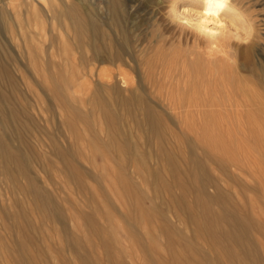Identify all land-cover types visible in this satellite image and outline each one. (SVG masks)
Returning <instances> with one entry per match:
<instances>
[{"label":"rangeland","instance_id":"1","mask_svg":"<svg viewBox=\"0 0 264 264\" xmlns=\"http://www.w3.org/2000/svg\"><path fill=\"white\" fill-rule=\"evenodd\" d=\"M4 1H0V51L9 63L11 73L17 74L18 78L14 83L0 75V96L3 99L0 100V132H6L8 141L27 157L26 160L30 158L28 163L33 175L56 201L62 219L43 217L42 209L34 205L29 194L13 189L12 182L23 186L26 178L14 171L12 163H8L13 166L12 175L8 174L1 168L0 161V264H17L8 251L13 247L12 237L16 234L10 213L19 211L22 222L24 212L33 224L28 229L32 241L25 242V247L34 257L22 260V264H154L157 258L168 264L167 235L178 237L177 252L183 253L184 245L193 246L198 254L192 253V256L203 264L231 261L232 258H217L211 251L209 253V242L214 238L194 234L190 224V218L202 224L208 222L201 215L204 207L225 214L223 203L207 202L203 198L200 206H193L191 215L182 213L175 206L174 198L180 196L182 202L192 203L196 192H181L171 185L170 173L163 160L151 155L159 150L157 138L151 135L148 142L130 126L132 115L126 112L117 114L119 121L135 134L137 147L149 152L146 165L142 164L144 160L142 163L132 160L125 147L107 143L108 123L103 118L102 104L108 102L114 110L112 100L96 93V99L89 102L88 84L74 88L71 79L76 77L78 32L72 28L71 20L77 11L70 5L76 0ZM122 1L126 13L130 14L125 19L126 28L130 29L133 24L132 32L136 34L135 54L141 56L144 46L164 43L165 52L172 56L170 59L179 61L177 54L185 52L195 42L198 41L203 48L204 41L199 37L176 28L166 19V10L172 0ZM87 3L99 19L104 17L101 0H87ZM232 3L253 25L251 40L249 44L241 45L232 42L233 36L229 34L224 45L234 49L230 54L237 58L236 62L217 59L214 64L224 68L225 77L232 79L230 85L234 90L250 87L255 97L264 100V85L257 80V73L264 71V0H232ZM66 7L72 11V16L64 14ZM179 38H186V44L183 41V45H179ZM138 59H132L134 68L128 69L134 78L142 77ZM94 66V71L100 66L114 68L108 63ZM47 87H55L59 95H68V99L69 95L74 98L73 103L81 110L80 118L63 107ZM15 108L21 114L26 110L25 117L18 116ZM161 117L162 155L168 154L174 159L179 169L178 177L184 178L188 170L192 172L186 180L192 187H204V191L212 193V187L205 183L202 174L219 179V184L232 197L238 216L251 220L247 236L257 244L258 258L264 264V110L222 111L201 117L174 110ZM66 118L73 122L72 130L62 123ZM118 128L117 139L123 129L120 124ZM72 136L76 139L72 145L75 159L84 170L79 171V183L62 172L61 160L52 153L50 142L51 138L56 139L58 145L66 148L71 145ZM89 136L92 140H88ZM25 144L31 146L33 156ZM191 155L203 169L194 171L196 166L187 160ZM213 159L219 161V165ZM155 168L169 185L168 189L153 187L149 170ZM51 209L45 207V211ZM81 212L89 214L91 220L83 219ZM92 225L98 226L96 232L89 228ZM101 237L105 238L107 246L99 241Z\"/></svg>","mask_w":264,"mask_h":264},{"label":"bare ground","instance_id":"2","mask_svg":"<svg viewBox=\"0 0 264 264\" xmlns=\"http://www.w3.org/2000/svg\"><path fill=\"white\" fill-rule=\"evenodd\" d=\"M0 1L3 3V0ZM30 1L32 2V0ZM75 2L76 3L72 2V4L74 3L76 5H70V8H76L77 13L74 10L76 14L73 15L72 11L68 8L69 6L66 7L67 10L64 12V14L67 13V15H73V19L71 16L69 17L72 20L69 19L72 22V28H75L76 32H78L75 58L76 77L75 79H73V77L71 81H73L74 88L77 86L81 87L82 85L85 86L86 84L89 85L88 88L90 89L87 90V98L89 102L96 99V93H99L102 97L107 96L112 100L113 107L115 108L114 110L108 106V102L102 104V111L105 112L103 118H105L108 123L106 132L107 143L113 146L119 145L121 148L125 147L124 150H127V154L132 160L141 163L144 160V163L142 164L146 165L145 160L148 158L147 154L149 152L146 150H140L137 147L138 141L134 136L135 134L131 132L128 125H124L120 122L121 120L119 121L117 118V114L119 113L126 112L127 114L132 115L131 127H134L141 136L144 135L148 142H150L149 137L151 135L157 138L159 142V150L153 152L151 155H155V157L160 156L159 158L163 160L167 171L170 173L171 185L179 188L181 192L184 190H195L194 192H196V194L192 203L182 202L179 199L181 198L180 196L174 198L175 206L182 213L191 215L193 213V206H200L204 199H207V202L221 201V203H223L225 207L224 209L226 210H224V212H226L225 214L217 213L210 207L203 208V214L201 215L207 219L205 220L208 221L206 224L198 223L194 218H190V224H192L194 234L198 233L203 236L205 235L214 238L209 242V253L211 251L217 258L220 256H225L229 260L232 258L231 261H228L225 264H262L257 255V244L247 236V230L250 226L251 220L248 217L246 218V216H238L236 210L233 208L232 197L219 184V179H216L211 175L202 174L205 183L212 187V193H207L206 190L204 191V187H192L190 183L186 182L192 172L188 170V174H186L184 178L180 176L178 177L177 174L179 169L176 167L174 159L168 154L162 155L161 148L164 136L162 132L163 121L161 115H164L167 112H173L174 110L186 114H198L200 117L207 113L216 114L222 111L240 112L244 110H264V100L258 98V96L255 97L253 95L254 90L250 87H239L234 90L230 85L233 81H231L232 79L225 77L224 68L220 64L218 66L214 64L215 60H223V58L218 56L215 59H208L207 53L200 47L198 41L195 42L194 46H190L188 49L186 48L185 52L183 51L177 54L179 61H177V59H170L172 56L165 52L167 49L164 47V43H160L154 47L144 46L141 56L135 54L134 45H136V38L134 39V37L136 34L132 32L134 29L133 24H131L130 29L126 28L125 19L130 14H128L129 12L126 13L125 4L122 0H101L102 6L105 10L104 17L101 19L89 9L90 7L87 5V0H76ZM184 2L189 3L193 2V0H184ZM7 4L6 8L8 7ZM45 5L47 6V4ZM91 5L93 9V2H91ZM181 7H183V4ZM47 10L48 8H46V11ZM39 11L40 10H38V12ZM34 12H36V10H34ZM55 18L58 19V16H55ZM183 39L179 38V41L177 40L181 46L183 45V41L185 43L186 38L185 40ZM185 47L187 46L185 45ZM135 57L140 59H138L139 63L137 62V64L140 66L142 77L139 78H134L131 71L128 70L134 68L131 63L132 59H135ZM107 63L113 65L114 68L100 66L94 71L95 64L99 66L104 64L107 65ZM49 67L51 66L49 65ZM126 67L128 68L126 69ZM1 74L11 82L17 83V74L14 76L11 73V67H9V63L3 59L0 51V75ZM51 76H53V72ZM235 79L240 80L241 78L235 77ZM1 80H3V78ZM63 80L65 81V79ZM257 80L264 85V71L257 73ZM5 82L7 83L9 81ZM91 84L93 87H90ZM59 88L60 87H58V89ZM47 89L52 92V96L55 95L59 98V102L63 107H66L76 116V118H80L81 110L73 103L75 101L74 98L70 97V95L69 99L68 95H59L56 92L55 87H47ZM8 97L9 96H7V98ZM1 99L2 97L0 96V100ZM66 102H68V104H66ZM10 104L11 103H9V105ZM13 110L15 112L16 108ZM8 112L6 113L8 114ZM16 112L18 116L25 117L27 111L24 110L22 114L20 111L19 113L18 111ZM15 117L14 121H16ZM29 118L30 117H28V119ZM10 119L12 120V114L10 115ZM22 120L24 121V119ZM117 122L123 128L121 129L122 134L119 139L115 137L119 132ZM62 123L68 127V129L72 130L71 127L73 122L70 119L66 118L62 120ZM57 135H59V133ZM91 137L89 136L88 140H92ZM71 139V145H68L66 148H62L58 145L56 139L51 138L50 142L53 146L52 153L61 160L62 172L70 177H74L75 181L79 183V171L84 170L78 161H76V153H74L75 150L72 148L76 139L73 136ZM25 146L28 148V151L32 153L31 146L28 144H25ZM31 155L33 156V153ZM23 157H25V159ZM26 158L27 157L23 155L16 146L8 141L6 132H0L1 168H3L5 172H8V174L12 175L13 166L11 167L8 164L12 163L15 165L14 171L23 174L26 178L23 186H20L17 182H12L13 189L21 190L29 194L34 205L39 209H42L41 213L43 217H46L47 215L48 217L61 220L62 216L61 213L57 212L58 206L56 205V201H54L48 191L39 184L30 169L28 163V159L30 158L27 160ZM187 160L192 161L196 166V169L193 168L194 171L200 170L201 168L203 169L201 163H199L193 155ZM214 163L219 165V161L215 160ZM149 173L152 185L156 190L159 187L168 189L169 185L164 182L158 169H151V171L149 170ZM13 174L15 173L13 172ZM14 177L15 175L13 176V179ZM9 178L12 179V177ZM47 206L52 209L45 211V207ZM228 206L230 207L229 209ZM19 212L10 213L12 225L16 228V234L12 237L13 247L8 252L9 254L11 252L10 255L13 256L17 264H22V260L26 258L32 259L34 257L28 254L25 247V242L32 241L28 229L33 224L31 225V221L27 219L25 213L21 211L22 216H24V221L22 222L19 216L21 213L19 214ZM81 215L83 219L91 220L89 214L81 212ZM92 227L89 228H91L93 232L94 230L96 232L98 226L92 225ZM99 241L105 246L108 244L104 237H101ZM178 243V237L167 235L165 244L169 250L168 264H203L192 256V253L198 254V251H196L191 245H184L182 247L183 253L177 252L175 247ZM159 260L160 258L155 259L154 264H164L163 261ZM220 263L216 262V264Z\"/></svg>","mask_w":264,"mask_h":264},{"label":"clouds","instance_id":"3","mask_svg":"<svg viewBox=\"0 0 264 264\" xmlns=\"http://www.w3.org/2000/svg\"><path fill=\"white\" fill-rule=\"evenodd\" d=\"M166 19L176 28L204 41L203 50L208 59L219 56L229 63H235L237 58L230 54L234 49L225 47V38L231 34L232 42L246 45L253 32V25L233 6L232 0H193L189 3L172 0L166 10Z\"/></svg>","mask_w":264,"mask_h":264}]
</instances>
